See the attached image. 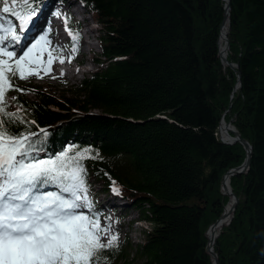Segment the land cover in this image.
<instances>
[{"label":"trees","instance_id":"obj_1","mask_svg":"<svg viewBox=\"0 0 264 264\" xmlns=\"http://www.w3.org/2000/svg\"><path fill=\"white\" fill-rule=\"evenodd\" d=\"M46 3L80 6L98 24V68L71 90L76 99L65 102L15 79L26 91L8 92L16 101L7 110L22 106L20 116L35 120L21 130L47 131L49 154L69 145L90 149L91 195L99 185L102 196H114L116 206L136 211V221L150 225L140 244L116 234L110 264H214L206 234L231 200L222 180L247 159L241 144L220 140L223 120L253 153L249 170L230 178L239 203L214 251L219 264H264V0H231L227 60L235 68L220 55L225 0ZM35 4L39 10L43 0ZM1 19L4 26L20 24L3 12ZM65 19L79 34L72 54L77 60L82 26ZM112 181L120 195L111 191ZM94 210L102 220L95 201ZM106 219L102 225H109Z\"/></svg>","mask_w":264,"mask_h":264},{"label":"snow or ice","instance_id":"obj_2","mask_svg":"<svg viewBox=\"0 0 264 264\" xmlns=\"http://www.w3.org/2000/svg\"><path fill=\"white\" fill-rule=\"evenodd\" d=\"M0 4L3 13L20 21L18 29L14 24H0V264H110L109 253L118 247L119 237L110 235L111 225H102L94 210L85 164L95 158L91 150L69 145L49 154L47 131L21 130L35 120L20 116L22 106L15 112L7 110L9 103L16 101L7 93L26 91L14 80L42 79L41 70L44 75L51 74L53 63H65L63 50L48 38L50 29L24 43L38 15L35 0H20L19 10L17 0H0ZM53 14L62 15L59 11ZM67 24L65 19L70 53L75 54L79 34ZM41 42L49 47L44 48ZM54 52L61 54L54 56ZM73 58L69 55L67 62ZM64 74L61 69L60 75ZM115 185L112 181L111 191L120 195Z\"/></svg>","mask_w":264,"mask_h":264},{"label":"rangeland","instance_id":"obj_3","mask_svg":"<svg viewBox=\"0 0 264 264\" xmlns=\"http://www.w3.org/2000/svg\"><path fill=\"white\" fill-rule=\"evenodd\" d=\"M45 2L46 0H43V5L41 6L39 10H37L38 15L35 18V21L39 17L40 11H43V10L46 11V9H44ZM2 7L3 5L0 4V13H2ZM75 8L81 9L80 6H75ZM66 9H67L66 6L62 7L56 4L51 5V8H49L52 14L56 11H60L62 13V16H65L68 18V13H67L68 11H66ZM70 12H71L70 17L74 20V22L78 23V20L81 21L80 18H77L78 17L77 15L82 13L83 12L82 10L81 12L76 11L75 15H74L73 10H71ZM46 16L50 17L45 23H42V25H46V27L44 26L41 27V25L37 23V25L33 27L34 29L32 32L30 33L27 32L28 34L26 33L27 40L25 41V44L28 41H32L38 38L39 35H42L44 31L48 32L50 29L48 38L51 39L53 45H56L58 49L63 50L62 56L65 60H67L68 56L72 55V53H70L69 41L67 40L63 41V40L57 39L56 36H54V33L56 31L54 28L56 26L55 24L56 21H54V14L52 16L51 15H46ZM50 21L51 23L49 24ZM0 23L2 24V19L0 20ZM59 25L60 23H58V26ZM15 26L17 27V29L19 28L18 23H15ZM81 26H82V40L80 42V49H79L80 52H79V57L77 58V61H81L79 63H82L85 66V70H86L85 74L82 75L81 73V75H79L80 73H77L78 75L74 76L75 74L73 73L72 76L70 77L66 75L61 76L60 72L58 71L59 69V66L57 64L58 62H55L51 65L53 69L51 74L44 75L43 70H41V75H43L42 79L33 76V77H30L26 81V83L29 84L28 87L31 90L41 91L46 94H49L50 96L54 97L56 100L61 101V102H65L66 100L76 99V95L71 90H75L85 78L89 77L92 73L96 71V69L98 68V65L96 64L94 60L95 58L98 57V55L101 54V50L98 44L99 38H100V33L98 32L100 29L98 27L95 29V27L93 28V26L84 27L83 24ZM41 44L46 49L49 47L44 42H41ZM16 50L17 52H19V47H17ZM58 54H61V53H58V52L53 53L54 56ZM36 55L37 57H39L40 55L39 52H37ZM43 60L45 61V67H46L47 52L44 53ZM32 67L35 68L36 65H33ZM52 76H55L56 79H52L51 78ZM28 98H30L31 100H36V96L33 94H29ZM12 109L17 110V107L12 106ZM93 113H97V112L93 111ZM219 138L221 140L220 133H219ZM101 190L102 189L99 185H95L93 194L91 196L93 198V201H95L98 205H101V209H102L101 211L103 212L101 223L105 222V220H107L106 218L108 217V223L111 225L110 235L120 234L122 240L125 237L129 236V238L134 244L142 243L144 240L143 231L148 230L150 228V225L147 223H144L143 226H146V227L143 230L142 225L138 224L136 221L139 218V215L136 211H131L125 205L123 206V208H121L120 206H116L117 204H120V203L118 201H115L116 199L113 200L114 196H110V197L102 196ZM109 200L111 202H107ZM113 204L115 206H113ZM112 207H118V209L116 208L115 211L113 212L114 208Z\"/></svg>","mask_w":264,"mask_h":264},{"label":"water","instance_id":"obj_4","mask_svg":"<svg viewBox=\"0 0 264 264\" xmlns=\"http://www.w3.org/2000/svg\"><path fill=\"white\" fill-rule=\"evenodd\" d=\"M225 1H226V7H225V9H226V15H225V19H224V21H223V23H222V29H223V27H224V25H225L226 20H228L227 41H226V48H225V52H226V53L223 54V52H221L220 55H221V58H222V61H223L224 64L229 65V66L232 67V68H235V66H234V65H231V64L228 62V60H227V53H228V51H229V49H230V42H229V39H228V34H229V30H230L231 0H225ZM237 69H238L237 73H238V78H239V83H238L237 88H240V87H241L242 73H241V71L239 70L238 67H237ZM223 122H224V120L222 121V123H223ZM222 123H221V124H222ZM228 125H229V126H232L231 123H229ZM231 134L234 135V140H233L232 142H230V143H226V142H224L222 139H221V141H222L223 143H225V144H228V145H232V144H236V143L241 144V145L245 148V150H246V152H247V159H246V161L244 162V164H243L241 167L229 171V172L223 177V180H222V187H223V183H224V180H225L226 177H228V176H229V177H233V176H237V175H240V174H244V173H246V172L249 170V168H250V163H251V158H252V153H253V148H252V146H251L246 140H244V139L241 137V135H240L235 129H234V131L231 132ZM222 192H223V191H222ZM223 194H224V195H227V196H231L232 198H234V203H233V214H234V212H235V210H236V207H237V205H238V203H239V200H238L237 196L232 192V190H231V193H227V192L224 193V192H223ZM233 214H232V217H233ZM223 215H224V214H223ZM223 215L221 216L220 220H219L216 224H214V225H212V226L210 227V229L208 230L207 233H209V232L211 231V229H213V227H214L215 225H217V224H219V223L221 222V220H222V218H223ZM232 217H231V219H230V221H229L228 224H230V222H231V220H232ZM218 236H219V234L214 238L213 243H212L211 245L209 244V254H210L211 257L213 258V260H214V264H219L218 256H217V254H216L215 251H214V245H215V242H216Z\"/></svg>","mask_w":264,"mask_h":264},{"label":"bare ground","instance_id":"obj_5","mask_svg":"<svg viewBox=\"0 0 264 264\" xmlns=\"http://www.w3.org/2000/svg\"><path fill=\"white\" fill-rule=\"evenodd\" d=\"M50 5H51V3L45 4L44 9H46V11H44V10L40 11V15L37 18V20L35 21L34 26H36L37 23H39L40 25L42 23H45L48 20V18H50L49 16L47 17L46 15H51V16L53 15L52 12L49 10ZM51 21L49 22V24L51 23ZM34 26L30 27V31H28V33L33 31ZM227 30H228V20H226V22H225V25H224V27L222 29V33H221V38H220V48H221V52H223V54L226 53L225 48H226V41H227ZM24 43H25V41H24ZM46 67H47V65H46ZM72 74H73V72L70 73V76H72ZM232 131H234V128L232 126H229L224 120V122L221 124L220 130H219L221 139L226 143L232 142L234 140V135L231 134ZM230 178L231 177L228 176L224 180L223 187H222V191L224 193H226V192L231 193ZM225 196L229 197L231 200L225 208L223 218L219 224L215 225L213 227V229H211V231L206 234L207 238H208V242L210 245L213 243L214 238L220 233L221 229L224 226L228 225V223L232 217V214H233L234 198H232L231 196H227V195H225ZM138 223L143 225L145 222H138Z\"/></svg>","mask_w":264,"mask_h":264}]
</instances>
